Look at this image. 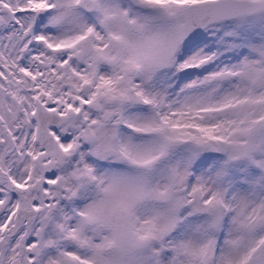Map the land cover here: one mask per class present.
<instances>
[{"label": "snow or ice", "instance_id": "obj_1", "mask_svg": "<svg viewBox=\"0 0 264 264\" xmlns=\"http://www.w3.org/2000/svg\"><path fill=\"white\" fill-rule=\"evenodd\" d=\"M0 264H264V0H0Z\"/></svg>", "mask_w": 264, "mask_h": 264}]
</instances>
